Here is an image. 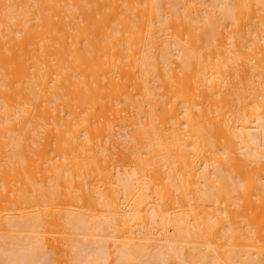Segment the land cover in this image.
Returning a JSON list of instances; mask_svg holds the SVG:
<instances>
[{"label": "bare ground", "instance_id": "obj_1", "mask_svg": "<svg viewBox=\"0 0 264 264\" xmlns=\"http://www.w3.org/2000/svg\"><path fill=\"white\" fill-rule=\"evenodd\" d=\"M0 264H264V0H0Z\"/></svg>", "mask_w": 264, "mask_h": 264}]
</instances>
